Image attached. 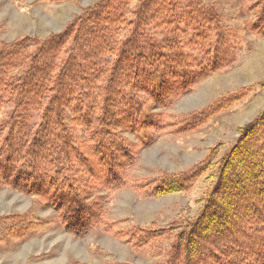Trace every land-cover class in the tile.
Listing matches in <instances>:
<instances>
[{
    "label": "trees",
    "instance_id": "obj_1",
    "mask_svg": "<svg viewBox=\"0 0 264 264\" xmlns=\"http://www.w3.org/2000/svg\"><path fill=\"white\" fill-rule=\"evenodd\" d=\"M242 13L244 29L264 38V0ZM241 45L209 0H99L58 34L0 39V187L51 208L74 238L98 227L133 252L149 250L153 264H264V111L222 157L216 144L184 171L139 181L129 173L158 132L195 133L251 94L241 87L178 119L163 112L232 66ZM206 176L197 214L178 224L106 219L116 192L187 194ZM0 223L15 241L48 225L25 215Z\"/></svg>",
    "mask_w": 264,
    "mask_h": 264
},
{
    "label": "rangeland",
    "instance_id": "obj_2",
    "mask_svg": "<svg viewBox=\"0 0 264 264\" xmlns=\"http://www.w3.org/2000/svg\"><path fill=\"white\" fill-rule=\"evenodd\" d=\"M99 0H0V39L5 43L23 36L45 39L62 32L75 15ZM223 15L226 25L240 30L242 45L235 63L225 71L198 82L183 97L166 108L171 119L199 110L228 92L252 86L251 94L197 132L177 135L172 128L158 132L139 151L130 169L134 181L162 172H181L199 163L216 144L222 157L235 143L238 130L264 111V38L244 29L249 16L242 13L248 0H209ZM136 142V137L126 134ZM207 176L185 194L142 199L130 189L114 193L105 203L106 219L117 228L130 226L168 227L194 217L198 200L208 185ZM25 215L46 220L48 225L26 241L4 239L0 223V264H153L149 250L133 252L122 241L100 228L81 238L64 232L55 212L33 197L0 187V217Z\"/></svg>",
    "mask_w": 264,
    "mask_h": 264
}]
</instances>
